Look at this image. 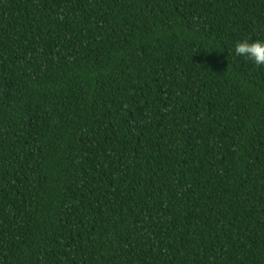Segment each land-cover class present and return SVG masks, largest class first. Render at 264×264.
Wrapping results in <instances>:
<instances>
[{
	"label": "trees",
	"instance_id": "1",
	"mask_svg": "<svg viewBox=\"0 0 264 264\" xmlns=\"http://www.w3.org/2000/svg\"><path fill=\"white\" fill-rule=\"evenodd\" d=\"M264 0H0V264H264Z\"/></svg>",
	"mask_w": 264,
	"mask_h": 264
},
{
	"label": "clouds",
	"instance_id": "2",
	"mask_svg": "<svg viewBox=\"0 0 264 264\" xmlns=\"http://www.w3.org/2000/svg\"><path fill=\"white\" fill-rule=\"evenodd\" d=\"M235 54L246 57L256 66H264V41H241L235 45Z\"/></svg>",
	"mask_w": 264,
	"mask_h": 264
}]
</instances>
